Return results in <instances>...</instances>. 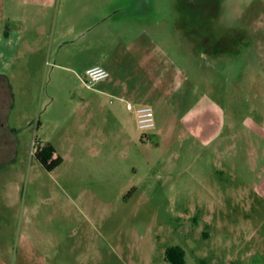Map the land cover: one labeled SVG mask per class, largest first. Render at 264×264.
<instances>
[{"label": "rangeland", "instance_id": "374dc122", "mask_svg": "<svg viewBox=\"0 0 264 264\" xmlns=\"http://www.w3.org/2000/svg\"><path fill=\"white\" fill-rule=\"evenodd\" d=\"M20 1L0 0V28ZM64 29L79 64L46 49L19 72L18 53L8 75L0 264H264V0H89ZM100 51L161 58L150 98L100 101L81 72ZM206 115L210 145L196 136ZM38 143L61 165L45 169Z\"/></svg>", "mask_w": 264, "mask_h": 264}, {"label": "crops", "instance_id": "0c3cea01", "mask_svg": "<svg viewBox=\"0 0 264 264\" xmlns=\"http://www.w3.org/2000/svg\"><path fill=\"white\" fill-rule=\"evenodd\" d=\"M20 4L24 12L16 25H7L6 29L0 28V76L5 77L10 86L12 85L8 75L12 79L16 78L12 74V61L18 53L24 57L18 69L19 72L29 71L32 68L29 64L34 61L33 58L46 49H51V55L57 63L72 66L79 64L80 56L70 49H64L65 44H70L79 38H70V32L64 29V25L71 20L73 9L88 7L89 0H21ZM79 35V37L88 36L85 32ZM145 51H142L144 55L138 61H128V64L123 66L122 60L118 57H108L107 53L100 51L98 60L84 66L81 72L85 73L92 67L101 66L114 73L112 78L98 83L96 90L93 91L99 96L100 101H103L108 95L114 94L117 95L119 102L124 103V97H127L138 103L144 97L150 98L152 95L154 87L151 88L150 93V75L153 73L152 70L159 68L162 63L161 58V61L157 60L146 54ZM21 78L26 82L27 77L21 76ZM32 85V83L29 84V86ZM146 87L149 89L148 91H145ZM120 109L121 105L117 103L112 114L115 115L116 121L121 126L122 123L116 115ZM206 116L208 117V115ZM209 120L211 121L208 122V127H199L196 134L201 137L202 145H210L214 135L218 134L219 128L214 131L216 125L214 118Z\"/></svg>", "mask_w": 264, "mask_h": 264}, {"label": "built area", "instance_id": "2783aa9c", "mask_svg": "<svg viewBox=\"0 0 264 264\" xmlns=\"http://www.w3.org/2000/svg\"><path fill=\"white\" fill-rule=\"evenodd\" d=\"M111 73L104 67L96 66L88 69L85 73L84 83L87 87H93L96 84L109 79ZM128 108L131 110L132 105L129 103ZM136 118L138 127L143 132L152 131L156 127L155 123V113L151 107L139 108L136 111ZM40 149L43 148L40 143H38Z\"/></svg>", "mask_w": 264, "mask_h": 264}, {"label": "trees", "instance_id": "16d2710c", "mask_svg": "<svg viewBox=\"0 0 264 264\" xmlns=\"http://www.w3.org/2000/svg\"><path fill=\"white\" fill-rule=\"evenodd\" d=\"M11 107V86L5 77L0 76V112L3 113V111H5L7 108L10 109ZM2 146L5 147L8 146V144L4 143ZM35 156L48 171L56 169L63 162L62 157L57 155L55 149L49 145L38 150Z\"/></svg>", "mask_w": 264, "mask_h": 264}]
</instances>
